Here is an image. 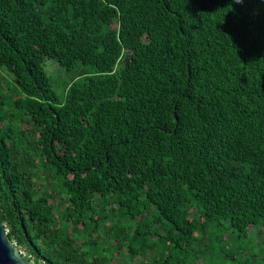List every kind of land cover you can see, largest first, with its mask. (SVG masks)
<instances>
[{"label":"trees","instance_id":"1","mask_svg":"<svg viewBox=\"0 0 264 264\" xmlns=\"http://www.w3.org/2000/svg\"><path fill=\"white\" fill-rule=\"evenodd\" d=\"M0 71L34 264H264V0H0Z\"/></svg>","mask_w":264,"mask_h":264},{"label":"water","instance_id":"2","mask_svg":"<svg viewBox=\"0 0 264 264\" xmlns=\"http://www.w3.org/2000/svg\"><path fill=\"white\" fill-rule=\"evenodd\" d=\"M0 264H34L10 239L8 230L0 221Z\"/></svg>","mask_w":264,"mask_h":264},{"label":"rangeland","instance_id":"3","mask_svg":"<svg viewBox=\"0 0 264 264\" xmlns=\"http://www.w3.org/2000/svg\"><path fill=\"white\" fill-rule=\"evenodd\" d=\"M47 68H48V71H50V70H55V68L56 67H54V66H52V65H49V66H47ZM48 74L51 76V78L52 79H55L56 77H57V75H58V73L56 72H48ZM3 79L4 80V78L6 79L5 80V82L3 81V86H4V88H5V93H8L9 91H10V87L11 86H13V83H12V80H11V78H10V76H8L5 72H3V71H0V79ZM259 238H258V236L256 235L253 239H251V242L252 243H254V242H256L257 240H258ZM252 243H251V245H252ZM25 256L27 255L26 254V252L24 251V250H22L21 251Z\"/></svg>","mask_w":264,"mask_h":264},{"label":"clouds","instance_id":"4","mask_svg":"<svg viewBox=\"0 0 264 264\" xmlns=\"http://www.w3.org/2000/svg\"><path fill=\"white\" fill-rule=\"evenodd\" d=\"M236 2H240V0H236Z\"/></svg>","mask_w":264,"mask_h":264}]
</instances>
